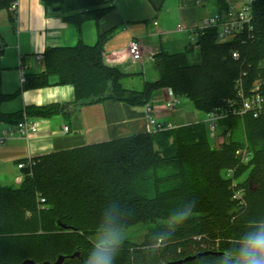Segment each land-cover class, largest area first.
Listing matches in <instances>:
<instances>
[{
	"label": "trees",
	"instance_id": "trees-1",
	"mask_svg": "<svg viewBox=\"0 0 264 264\" xmlns=\"http://www.w3.org/2000/svg\"><path fill=\"white\" fill-rule=\"evenodd\" d=\"M40 1L47 9L59 8L63 21L75 28L95 23L96 41L47 49L44 72L24 77L17 93L0 95V104L20 91L47 87L55 76L60 86L72 87L76 110L105 102L151 106L155 92L169 89L206 114L234 97V82L243 73L247 85L264 83V0H253L251 29L239 40L220 44L217 30L208 29L197 37L195 61H190L192 46L174 53L162 49L148 68L137 62L128 71L105 63L103 47L119 27L99 29L116 0ZM213 4L216 14L230 5L229 0ZM134 78L142 80L141 90L123 86ZM23 114L51 118L60 114V106L0 112V123L13 127ZM218 137L225 141L216 145L206 125L198 123L33 158L17 187L0 185V264H53L59 256L66 257L62 264H85L94 237L106 225L144 231L139 243L117 245L113 264H167L207 251L229 255L186 264L225 259L234 264L243 239L264 230V116L227 118L219 123ZM240 148L251 155L246 165L235 156ZM229 169L233 180L244 174L247 179L232 186L224 174ZM238 190L244 192V206L233 198Z\"/></svg>",
	"mask_w": 264,
	"mask_h": 264
},
{
	"label": "crops",
	"instance_id": "crops-1",
	"mask_svg": "<svg viewBox=\"0 0 264 264\" xmlns=\"http://www.w3.org/2000/svg\"><path fill=\"white\" fill-rule=\"evenodd\" d=\"M173 2H176L178 24L171 30L167 23L170 13L167 0H116L115 11L99 24L102 31L119 27L103 47L105 63L125 71L132 69L133 63L126 52L131 39L140 42L143 66L149 65L152 56L162 49L174 53L192 46L194 52L197 51V37L192 32L202 26L204 19L216 14L213 0ZM231 3L232 0H229ZM179 25L181 31L177 29ZM96 34L95 23L87 22L80 28L70 26L63 21L59 12L45 8L40 0H19L15 14L5 8L0 9V39L3 44L0 95H13L20 90V68L24 77L42 74V55L47 49L71 47L78 40L90 46L95 43ZM156 36L163 38V41L147 43V40ZM134 79H139L142 86L140 78ZM166 100V89L152 96L150 104L158 123L176 127L204 121V114L196 111L188 100L180 98V105L174 112L164 109ZM73 103L72 87L60 86L58 78L51 76L47 87L20 91L15 98L0 104V112L8 115L23 113L27 107L60 106L57 116L27 117L29 122L37 126V133L28 143L18 137H9L0 145V185L14 180L18 186L16 179L22 171L17 170L16 166L27 158L147 133L145 107L105 102L76 110ZM62 106H66L67 110H61ZM64 126L68 128V133H63ZM9 127L12 126L0 123V131Z\"/></svg>",
	"mask_w": 264,
	"mask_h": 264
},
{
	"label": "built area",
	"instance_id": "built-area-1",
	"mask_svg": "<svg viewBox=\"0 0 264 264\" xmlns=\"http://www.w3.org/2000/svg\"><path fill=\"white\" fill-rule=\"evenodd\" d=\"M19 0H0V5H4L6 10L11 14H15ZM252 6L253 0H238L231 3L228 9L221 13L215 14L211 17L204 19L202 26L193 31L195 37L202 34L208 29L217 30V42L220 44L231 43L239 40L244 34L251 29L252 22ZM179 31L182 30L181 25L177 27ZM3 44L0 39V59ZM127 55L132 63L141 62L143 58L142 48L140 42L136 39H131L126 48ZM231 57L234 60L239 58L237 52H233ZM243 73L240 78L234 82V97L225 101L222 106L214 109L213 111L204 114V121L196 122L204 123L207 128V134L210 140L216 145L222 144L225 139L218 137L219 123L227 118L238 117L241 118L246 115H250L253 118H259L264 116V83L256 81L250 85L244 83ZM20 84L25 82L24 73L22 69H19ZM167 91V100L164 105V109L169 112H174L180 105V98L175 96L171 90ZM147 133H156L166 130H171L179 126L173 127L171 125H163L156 121L153 116V109L150 105L145 106ZM189 125V124H188ZM191 125V124H190ZM185 126V125H183ZM37 133V126L35 123L28 121L25 114H23L22 121L13 127H9L0 131V145L9 137H18L24 139L27 143L31 137ZM63 133H68V128L63 127ZM235 156L239 160L240 164H248L251 159V155L246 148H240L235 151ZM34 165L33 158H27L23 163L16 166L17 170L22 173L17 177L16 183L19 185L23 178V171H31ZM225 177L232 179V186H236V180H233L234 170L229 169L225 171ZM233 198L238 201L241 206L245 205L244 192L238 190L234 193Z\"/></svg>",
	"mask_w": 264,
	"mask_h": 264
},
{
	"label": "clouds",
	"instance_id": "clouds-1",
	"mask_svg": "<svg viewBox=\"0 0 264 264\" xmlns=\"http://www.w3.org/2000/svg\"><path fill=\"white\" fill-rule=\"evenodd\" d=\"M186 218L183 214L181 219ZM175 219V218H174ZM179 223V221H176ZM120 243V233L111 226H103L94 237L93 248L85 264H113L116 247ZM229 253L221 252L218 256L227 257ZM234 264H264V230L247 235L237 253H234ZM222 264H233V261L222 260Z\"/></svg>",
	"mask_w": 264,
	"mask_h": 264
},
{
	"label": "rangeland",
	"instance_id": "rangeland-1",
	"mask_svg": "<svg viewBox=\"0 0 264 264\" xmlns=\"http://www.w3.org/2000/svg\"><path fill=\"white\" fill-rule=\"evenodd\" d=\"M236 1H238V0H236ZM175 7H176V2L174 4L173 0H167V9H170L169 19H168L167 23L170 25L171 30L175 29V27H176L175 25L178 24V20L176 19L178 14L176 12ZM214 8H215V6H214ZM88 27H91V25ZM160 41H163V38L159 39V37L156 36L153 39L147 40V43H160ZM196 58H197V51H195L193 53L192 57H190V61L193 62V61H195ZM145 66L147 67L148 65H145ZM138 80H136V79L124 80L122 82V84L125 88L130 89V90L131 89L132 90H141V84ZM246 179H247V174H244V175H242V177H240L238 179V182L245 181ZM14 182L15 181L13 180V181H11V183H1V184L3 186L15 188L17 186L14 184ZM119 233H120V239L127 238V239H130L131 242L139 243L141 241L140 239H141L144 231L142 229L137 228L135 230L133 229V230H127V231H119Z\"/></svg>",
	"mask_w": 264,
	"mask_h": 264
},
{
	"label": "water",
	"instance_id": "water-1",
	"mask_svg": "<svg viewBox=\"0 0 264 264\" xmlns=\"http://www.w3.org/2000/svg\"><path fill=\"white\" fill-rule=\"evenodd\" d=\"M52 11L53 12H59V8H53ZM61 110H67V107L66 106H62ZM126 241L131 242L130 239H127V238L120 239V243L121 242H126ZM219 254L220 253H218V252L207 251V252H203V253H197V254L192 255V256H187V257H185V258H183L181 260L169 262L167 264H186V263H189L191 261L197 260V259H199V258H201L203 256H207V255L217 256ZM76 256H77V254L75 253V254L71 255L69 258L72 259V258H75ZM65 258L66 257H64V256H59L53 264H62L63 261L65 260ZM22 264H34V263L31 262V261H25ZM43 264H50V263H43Z\"/></svg>",
	"mask_w": 264,
	"mask_h": 264
}]
</instances>
